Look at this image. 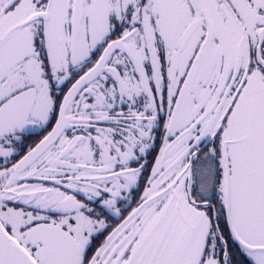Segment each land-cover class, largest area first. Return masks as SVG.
Returning <instances> with one entry per match:
<instances>
[{
  "label": "snow or ice",
  "instance_id": "6c2138e0",
  "mask_svg": "<svg viewBox=\"0 0 264 264\" xmlns=\"http://www.w3.org/2000/svg\"><path fill=\"white\" fill-rule=\"evenodd\" d=\"M0 264H264V0H0Z\"/></svg>",
  "mask_w": 264,
  "mask_h": 264
}]
</instances>
